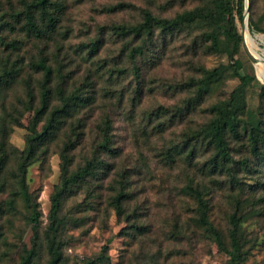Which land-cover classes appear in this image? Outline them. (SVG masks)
I'll use <instances>...</instances> for the list:
<instances>
[{"label":"rangeland","instance_id":"374dc122","mask_svg":"<svg viewBox=\"0 0 264 264\" xmlns=\"http://www.w3.org/2000/svg\"><path fill=\"white\" fill-rule=\"evenodd\" d=\"M30 1L0 0V76L11 68L21 70L11 84H0V126L5 121L10 148L18 152L25 148L33 110L26 103L23 80L31 81L37 101L40 74L30 70L29 64L42 54H46L55 72L60 71L65 77L69 75L77 82L84 80L86 83L99 78V83L95 82L99 99L102 94L107 96L109 90H113L115 96L111 100L108 96L103 97L101 108L88 113L84 142L76 152L73 166H78L82 156L97 143L98 131L94 126L104 115H109L112 122V147L117 156L107 160L111 165L110 172L105 171L107 175L99 176V181L93 179L79 186L64 199L59 215L63 219L59 235L64 243L62 264H84L85 260L96 258L106 244V259L101 264H231L229 257L191 223L194 202L184 195L182 188L189 177L195 181L199 178L193 175V171L186 170L182 163L170 168L156 155L170 142H181L182 133L199 130L210 118V106L227 98L239 84L232 76L233 61L229 57L234 51L233 41L227 44V52L207 51L210 41L204 38L205 28L184 27L172 35L156 31L152 44L155 50L144 61L141 70L140 102L132 107L131 100L137 90L134 69L138 65L141 68L143 59L136 57L130 61L127 54L129 49L139 46V42L119 38L114 31L116 26L129 28L138 25L144 10L157 19H173L185 11L210 7V2L52 0L59 23L50 39L39 42L22 30V21L14 18ZM250 16L264 31L261 17L264 16V0H253L251 11L249 3L247 19V30L257 38L256 49L264 57V33L249 28ZM244 22L245 9L241 18L234 12V27L227 16H217L219 30L236 32L240 37ZM224 38L221 36V40L226 41ZM235 59L240 61L242 73L255 80L246 88V104L264 125V92L255 82L264 83L258 76L255 63L246 56L243 45L234 52ZM219 67L226 68L223 77L210 86L200 102L195 103L198 97L194 83L202 78V70ZM116 69H123L125 74L118 75ZM110 78L113 89L107 84ZM188 102L193 106L187 111ZM158 108H164L167 116L162 137H158L154 118L148 119L149 113ZM42 124H38V130ZM50 148L44 162L36 161L26 171L27 187L37 199L41 224L40 252L33 264L48 262L44 230L48 224L50 196L60 180V160L55 143L50 144ZM230 148L235 161L249 158L253 172L238 175L245 189L242 197L257 202L260 209L259 215L246 224L244 249L248 251V257L240 264H264V162L255 159L245 137L243 141L230 140ZM14 167L15 160L12 159L7 165L5 178L11 180ZM115 173L126 177L124 186L132 197L126 205L138 214L137 225L143 228L142 234L118 219L108 204L113 189L119 188ZM216 182L218 180L213 179L212 184ZM208 186L212 185L209 183ZM228 187L226 190L215 187V190L212 186L210 218L220 228L226 227L232 199L238 194V190ZM90 190L94 195L89 199ZM6 198L7 195H0V204ZM26 217L27 209L23 205H19L16 213L0 216V264H18L22 246L31 247L32 226Z\"/></svg>","mask_w":264,"mask_h":264},{"label":"trees","instance_id":"16d2710c","mask_svg":"<svg viewBox=\"0 0 264 264\" xmlns=\"http://www.w3.org/2000/svg\"><path fill=\"white\" fill-rule=\"evenodd\" d=\"M205 1L210 2V7L185 11L173 19H157L149 11L144 10L142 21L138 25L129 28L116 26L114 31L119 38L124 40L132 38L134 42H139V46L129 49L127 54L130 61L136 57L143 59L141 68L138 65L134 69L137 90L135 97L131 100L132 107L140 102L141 70L144 61L155 50L152 44L156 31L162 35H172L184 27L205 28L204 38L210 41L207 51L227 52L228 50H225L228 47L227 44L233 41L234 51L229 53V57L233 61L232 76L238 80L239 84L227 98L210 106L208 110L210 118L206 124L196 132L182 133L181 142H170L158 151L159 155L156 157H160L164 165L170 168L182 163L186 170L193 171V175L199 178L195 181L194 178L189 177L182 188L184 195L194 202V216L191 218V223L196 229L201 230L206 238L211 239L220 252L229 257L231 264H240L248 257V251L244 249L247 238L246 224L259 215L260 209L257 202H252L248 197H242L245 189L238 175L253 172V169L248 157L239 161L233 159L230 140L243 141L244 137L247 138L252 155L260 162H264V125L252 111L247 109L246 88L255 80L242 73L239 60H233L234 52L236 53V50L242 46L241 37L236 32L219 30L217 26V16L223 14L228 17L230 24L234 27V12L241 18L245 2L244 0ZM249 3L251 11L253 0H249ZM55 10L57 9L52 0H32L25 3L22 12L14 15V18L18 22L22 21V30L29 37L44 42L56 32L59 17ZM261 17L264 19V16ZM249 28L257 33H264L252 16L249 17ZM221 36H224L226 41L221 40ZM45 55L42 54L29 64L30 70L40 74L37 101H35L31 81L26 78L23 80L26 103L30 104V109L33 110L23 151L18 152L10 148L7 144L8 129L5 121L0 126V195H7L6 200L0 204V216L5 213H16L19 205H23L27 209L26 220L32 226L31 247L22 246L18 264H33L40 252V212L36 197L27 187V168L36 161L44 162L51 151L50 144L55 143L56 154L60 160V180L50 196V210L44 238L48 254L47 264H62L64 243L59 239V235L63 219H60L59 215L64 199L73 194L74 189L79 186L86 185L93 179L99 181L101 179L99 176L107 175L105 171L108 170L107 173H109L111 167L107 160L117 156L115 148L112 147V122L109 115H104L98 118L94 126V129L98 131L97 143L82 156V162L78 166H73L76 152L82 148L84 142L88 113L101 108L100 100L103 97L108 96L107 98L111 100L115 96L113 90H109L106 91L107 96L102 94L99 99L95 85L96 81L99 83V78L88 83L84 80L78 83L69 75L65 77L60 74V71L56 73ZM225 71V67L202 70V78L194 83L198 97L195 103L201 101L202 96L208 92L212 84L223 77ZM20 72V69L15 68L4 71V74L0 76V84H11L19 77ZM114 72L115 70L110 72V77L114 75ZM116 73L121 76L125 74L123 69H116ZM255 83L264 92V85ZM107 84L110 86L109 89H113L112 78ZM191 106L193 103L188 102L186 110L188 111ZM177 112L180 114L178 110ZM151 117L157 122L158 137H162L164 124H166V110L158 108L149 113L148 119L151 120ZM41 122L43 124L38 130V124ZM199 151H202V154ZM12 159L15 160V167L12 169L10 180L4 175ZM202 159L203 162H201ZM115 175L119 179L118 182L116 181L119 188L113 189L114 194L109 197L108 204L118 219L129 224L134 232L142 234L143 228L137 225L138 214L134 210L130 211L129 206L126 205L130 202V198L132 199L128 188L124 186L126 177L120 173ZM213 179L218 182L212 184ZM209 183L214 189L217 187L226 190L229 186L228 189L238 190V194L232 199L225 228H220L210 218L213 190L212 186H208ZM89 194L90 199L94 195L93 190H90ZM107 249L108 244L102 247L101 253L96 258L85 260L84 264H101L106 259Z\"/></svg>","mask_w":264,"mask_h":264},{"label":"bare ground","instance_id":"6f19581e","mask_svg":"<svg viewBox=\"0 0 264 264\" xmlns=\"http://www.w3.org/2000/svg\"><path fill=\"white\" fill-rule=\"evenodd\" d=\"M242 35H243V42L245 48L248 51V53L251 55V57L254 59L258 76L262 81V83H264V57L260 55L256 49L257 38L252 37L249 31L247 30V28L242 31Z\"/></svg>","mask_w":264,"mask_h":264},{"label":"water","instance_id":"95a60500","mask_svg":"<svg viewBox=\"0 0 264 264\" xmlns=\"http://www.w3.org/2000/svg\"><path fill=\"white\" fill-rule=\"evenodd\" d=\"M248 9H249V0H245V22H244L243 30L247 28ZM241 37H242L243 50H244L246 56L248 57V59L252 63H254V59L251 57V55L248 53V51L245 48V45H244V42H243V35H242V33H241Z\"/></svg>","mask_w":264,"mask_h":264}]
</instances>
